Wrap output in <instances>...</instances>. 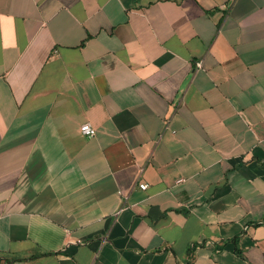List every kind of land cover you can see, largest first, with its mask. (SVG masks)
Segmentation results:
<instances>
[{
	"label": "crops",
	"instance_id": "0c3cea01",
	"mask_svg": "<svg viewBox=\"0 0 264 264\" xmlns=\"http://www.w3.org/2000/svg\"><path fill=\"white\" fill-rule=\"evenodd\" d=\"M0 264H264V0H0Z\"/></svg>",
	"mask_w": 264,
	"mask_h": 264
},
{
	"label": "built area",
	"instance_id": "2783aa9c",
	"mask_svg": "<svg viewBox=\"0 0 264 264\" xmlns=\"http://www.w3.org/2000/svg\"><path fill=\"white\" fill-rule=\"evenodd\" d=\"M200 65V61H195V66L198 67ZM79 131L84 135H92L94 133V128L88 122H82L79 125ZM139 188H145L146 184L144 182H140L137 184Z\"/></svg>",
	"mask_w": 264,
	"mask_h": 264
}]
</instances>
